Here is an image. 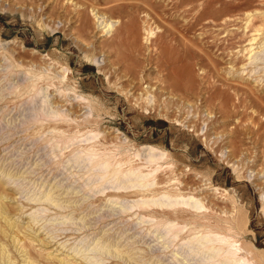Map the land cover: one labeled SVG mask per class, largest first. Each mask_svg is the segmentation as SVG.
<instances>
[{
	"label": "rangeland",
	"instance_id": "rangeland-1",
	"mask_svg": "<svg viewBox=\"0 0 264 264\" xmlns=\"http://www.w3.org/2000/svg\"><path fill=\"white\" fill-rule=\"evenodd\" d=\"M264 264V0H0V264Z\"/></svg>",
	"mask_w": 264,
	"mask_h": 264
},
{
	"label": "bare ground",
	"instance_id": "bare-ground-1",
	"mask_svg": "<svg viewBox=\"0 0 264 264\" xmlns=\"http://www.w3.org/2000/svg\"><path fill=\"white\" fill-rule=\"evenodd\" d=\"M230 245H231L230 243L226 245V247H228L227 248V253H229V255L231 257L237 256V254L241 250V247L240 246H230ZM245 261H246V259L243 256L234 258V262L236 264H250V263H245Z\"/></svg>",
	"mask_w": 264,
	"mask_h": 264
}]
</instances>
